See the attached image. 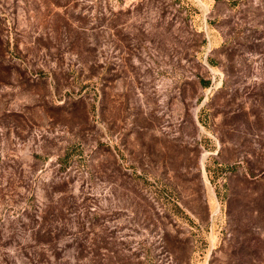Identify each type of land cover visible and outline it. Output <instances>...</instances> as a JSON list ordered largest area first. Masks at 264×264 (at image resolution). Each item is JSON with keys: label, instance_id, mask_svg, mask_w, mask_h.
<instances>
[{"label": "rangeland", "instance_id": "rangeland-1", "mask_svg": "<svg viewBox=\"0 0 264 264\" xmlns=\"http://www.w3.org/2000/svg\"><path fill=\"white\" fill-rule=\"evenodd\" d=\"M0 264H264V0H0Z\"/></svg>", "mask_w": 264, "mask_h": 264}]
</instances>
